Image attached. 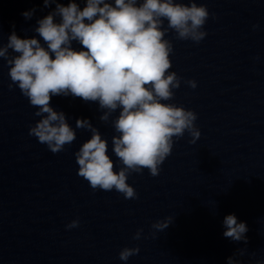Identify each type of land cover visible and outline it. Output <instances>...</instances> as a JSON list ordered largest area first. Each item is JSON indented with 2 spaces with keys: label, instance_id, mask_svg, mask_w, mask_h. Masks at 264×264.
<instances>
[{
  "label": "clouds",
  "instance_id": "9594fccd",
  "mask_svg": "<svg viewBox=\"0 0 264 264\" xmlns=\"http://www.w3.org/2000/svg\"><path fill=\"white\" fill-rule=\"evenodd\" d=\"M43 2L45 7L54 3L55 9L37 21L34 31L40 39L21 38L13 31L7 43L0 45V58L9 67V89L16 85L37 109L34 115L40 117L28 134L53 154L76 140L65 113L51 106L53 96L97 102L104 123L119 110L112 120L117 133L112 136V151L122 167L115 170L107 139L88 119L75 122L77 129L90 131L91 137L74 155L78 175L93 190H115L125 199H136V190L127 183L129 175L144 169L159 175L160 166L171 155L174 138L188 132L189 142L194 144L201 135L194 111L162 102L172 100L173 90L181 84V77L169 71L173 44L166 36L172 30L176 39L198 44L207 35L202 29L209 10L195 0H85L83 8L75 0L67 5L58 0ZM33 12L23 15L31 18ZM73 42L81 49L73 48ZM186 83L193 89L197 86L195 80ZM170 222L168 217L153 223L152 228L163 231ZM223 225L225 238L247 243L245 222L229 214ZM78 226L77 219L66 228ZM142 232L138 229L133 239L139 240ZM244 251L238 249L227 258V264H241L235 256H243ZM139 252L138 246L124 247L119 259L127 261Z\"/></svg>",
  "mask_w": 264,
  "mask_h": 264
}]
</instances>
